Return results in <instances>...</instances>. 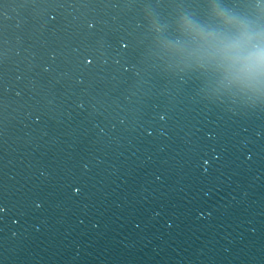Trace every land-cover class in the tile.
Returning a JSON list of instances; mask_svg holds the SVG:
<instances>
[{"label":"water","instance_id":"obj_1","mask_svg":"<svg viewBox=\"0 0 264 264\" xmlns=\"http://www.w3.org/2000/svg\"><path fill=\"white\" fill-rule=\"evenodd\" d=\"M240 24L264 0H0V264H264V75L198 35Z\"/></svg>","mask_w":264,"mask_h":264},{"label":"clouds","instance_id":"obj_2","mask_svg":"<svg viewBox=\"0 0 264 264\" xmlns=\"http://www.w3.org/2000/svg\"><path fill=\"white\" fill-rule=\"evenodd\" d=\"M232 23V21H227ZM235 33H198L217 57L220 66L233 78L253 81L264 75V32L236 25Z\"/></svg>","mask_w":264,"mask_h":264}]
</instances>
